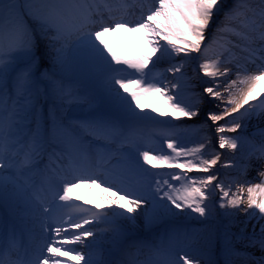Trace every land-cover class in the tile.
<instances>
[{
  "label": "snow or ice",
  "instance_id": "snow-or-ice-1",
  "mask_svg": "<svg viewBox=\"0 0 264 264\" xmlns=\"http://www.w3.org/2000/svg\"><path fill=\"white\" fill-rule=\"evenodd\" d=\"M77 55L84 91L62 74ZM147 101L197 122L157 120ZM71 104L90 118L65 116ZM262 117L264 0H0V207L20 222L0 232V264H215L175 230L135 240L128 225L208 219L217 203L245 215L224 234V264H264V128L259 142L244 135ZM218 165L235 172L227 186ZM82 186L100 202L75 203Z\"/></svg>",
  "mask_w": 264,
  "mask_h": 264
},
{
  "label": "rangeland",
  "instance_id": "rangeland-1",
  "mask_svg": "<svg viewBox=\"0 0 264 264\" xmlns=\"http://www.w3.org/2000/svg\"><path fill=\"white\" fill-rule=\"evenodd\" d=\"M37 41H38L37 50H36L37 55L43 56L44 53L46 52L45 42L43 40H40L39 37L37 38ZM76 59H77V63H73L70 68H68L67 70H65L63 72V75L65 76V79H68V78L74 79V80H69V81H71V83L69 82L70 84L73 85V82L77 81L78 86L80 88L86 89V88L90 87L87 70H86V67L84 66L82 58L79 55H77ZM45 66L50 68L51 67L50 61L46 62L45 64H42L41 69H43V67H45ZM189 69H190V67H188V71H189ZM216 103H219V102H216ZM158 105H159L158 101H147L145 108H148V111H151L152 107H156L160 110H163V108H161ZM65 107L67 109L68 114L70 115V118H72V117L77 118L75 120H86V119L90 118V116H91V115H85V116L77 117L76 113L78 111H81L84 109H90L93 111V109L87 105H77V104L73 105V104H71V105H65ZM47 108H48V104H47ZM47 108L46 109L44 108L45 113H47ZM137 111H139V110H137ZM142 115H143V113H142ZM149 115L150 116L153 115L157 120H159V119L170 120L171 123H173V124H192L194 122H197L196 120L188 121L186 118H181L179 121L171 120V117L161 118V117L157 116L156 113L153 114L152 112ZM198 119L199 118H197V120ZM220 123H224V122L221 121ZM249 123H250V121L246 122V128L244 131V135L248 136L249 138L254 139L256 142H259L260 136L258 134V130L251 131L252 128H250ZM143 131H144V134L147 135L151 131V128H144ZM225 135H236V134L235 133H226ZM163 150L167 151L166 148H164ZM217 151L223 153L222 160L224 157L231 158L233 155H235V153L229 151L228 149H219L218 146H217ZM217 168H219V165L217 166ZM149 171L166 172L168 170H166V169H157V170L149 169ZM176 171H179V170H176ZM219 172H220V178L224 179L225 185L227 186L228 185V178L224 177L223 174L225 172L233 173L234 170L233 169L219 168ZM190 175H199V174L191 173ZM244 179L252 181L253 183H258L261 178L258 175L256 169L252 168L248 171L247 176ZM237 187H238V185L232 184V191H236ZM246 187H247V185L245 186V192H244L245 199L247 196ZM216 193H217V196H216V194H214L213 200L218 202L220 193L218 191ZM244 207H246V205H241V208H244ZM231 211H236V210H231ZM222 212H223V210H221L218 207V203H217L216 214L213 215L212 217L208 218V219L198 217V216H196V214H191L190 216L180 215L177 217H167L166 219H163L160 222L152 224V225H146L145 221H144V225L139 228V231H141V233H144V232L152 230V233H151V234H153L152 237L147 236V238L150 239L153 237L158 238L159 236L164 235L171 230L172 231L175 230L176 232H178L181 235V232L182 231L184 232L186 230V228H188L189 232H188V235L186 234V236L189 239L187 241H185L186 243L190 244L193 248L197 249L198 251H200L201 253L206 255L205 257L208 259L221 260V259H224V256L222 255V250H223V245H224V234H225V232L226 231H230L232 233L239 232V230L243 227L241 222L245 220V219H243L245 217V215L241 211V212H236V215L234 216L237 218V220L230 223L227 219L228 217H225V219H223L221 217ZM192 221H196V222L193 223ZM202 221H203V223H201ZM195 223H198V226L200 224H202V227H203L202 232H199L196 229ZM180 237H181V240H184L185 235H181ZM234 244H235V247H237V248H240L242 246L240 242L234 241ZM219 262H221V261H219Z\"/></svg>",
  "mask_w": 264,
  "mask_h": 264
},
{
  "label": "bare ground",
  "instance_id": "bare-ground-1",
  "mask_svg": "<svg viewBox=\"0 0 264 264\" xmlns=\"http://www.w3.org/2000/svg\"><path fill=\"white\" fill-rule=\"evenodd\" d=\"M216 19H218V17H216V18H214V21L216 20ZM210 32H211V29L209 30V35H210ZM195 66H197V65H192V64H190L189 65V67H190V69H189V71L191 72V68L192 67H195ZM63 74V73H62ZM170 75V74H169ZM67 76V75H66ZM234 78V77H233ZM204 79H207V78H204ZM69 80H74L73 78H68V79H66V82H70L71 83V81H69ZM69 83V84H70ZM73 85H78V82L77 81H75V82H73ZM81 89V91H84L85 89L84 88H80ZM159 102V101H158ZM41 103L42 104H44V108L46 109L47 108V104H45L44 102H43V100L41 101ZM73 105H76V104H73ZM158 106H160L161 108H163V105H162V103L161 102H159V105ZM146 107V106H145ZM92 110H90V109H84V110H81V111H78L76 114H77V117H81V116H85V115H91L92 114ZM145 113L146 114H150L151 113V111H148V108H145ZM144 114V113H143ZM148 114V115H149ZM154 114V113H153ZM64 115L65 116H67V117H69L70 118V115L68 114V112L66 111L65 113H64ZM153 116V115H152ZM71 119H77V118H75V117H72ZM250 125V128H252L251 129V131H255V130H258L259 128H264V117H262V118H260V119H252V120H250V123H249ZM250 170V169H249ZM232 175H235V173L233 172V173H231ZM245 178V177H244ZM75 194H76V196L78 195V196H80L81 198H82V200L81 201H79L78 202V204H82V201L83 200H88V201H90L91 203L90 204H88V205H85L86 207H89V208H91V207H93V204H96V203H99L100 202V196H102L103 195V193H101L100 192V189L99 188H95L94 186L93 187H91V188H88V187H86V186H82L81 188H79V189H77V190H75ZM216 194V196H217V193H215ZM220 197V196H219ZM223 219H225V216L224 215H222L221 216ZM167 218V217H166ZM166 218H164V219H166ZM228 219V221L230 222V223H232V222H234V221H236L237 220V218L236 217H228L227 218ZM243 219H245V217L243 218ZM193 223L194 222H196V221H192ZM201 223H203V221L201 222ZM253 223H255V221L254 220H250V221H248L247 222V232L248 233H251L252 232V224ZM196 224V229L199 231V232H202L203 231V227H202V224H200L199 226H198V223H195ZM144 225V218H143V216L141 215V216H139L138 217V219L136 220V222H135V224H132V225H128V230H129V232H130V234H131V238L132 239H135V240H138V239H144V238H147V236L149 237H152V235L153 234H151L152 233V230H150V231H147V232H144V233H141V231H139V228L140 227H142ZM172 231V230H171ZM170 232V231H169ZM188 232H189V229L188 228H186V230L183 232H181V235H185L186 236V234L188 235ZM257 232H258V228H257ZM180 235V236H181ZM151 239V238H150ZM84 251H88V249H84ZM256 255L257 256H259L260 255V253H259V251L258 250H256ZM206 255H203L202 256V258L203 259H205V260H211V259H208V258H206L205 257ZM211 261H213V262H215V264H223L224 263V259H221V260H217V259H212ZM219 261H221V262H219Z\"/></svg>",
  "mask_w": 264,
  "mask_h": 264
}]
</instances>
